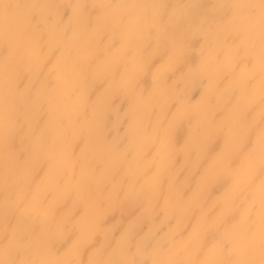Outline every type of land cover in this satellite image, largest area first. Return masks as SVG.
<instances>
[{"label": "clouds", "instance_id": "1", "mask_svg": "<svg viewBox=\"0 0 264 264\" xmlns=\"http://www.w3.org/2000/svg\"><path fill=\"white\" fill-rule=\"evenodd\" d=\"M0 264H264V0H0Z\"/></svg>", "mask_w": 264, "mask_h": 264}]
</instances>
